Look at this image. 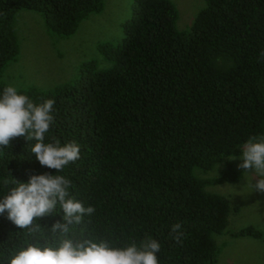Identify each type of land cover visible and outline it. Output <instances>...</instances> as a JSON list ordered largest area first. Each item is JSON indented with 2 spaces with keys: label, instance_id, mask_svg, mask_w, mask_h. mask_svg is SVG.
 <instances>
[{
  "label": "trees",
  "instance_id": "trees-1",
  "mask_svg": "<svg viewBox=\"0 0 264 264\" xmlns=\"http://www.w3.org/2000/svg\"><path fill=\"white\" fill-rule=\"evenodd\" d=\"M200 3L180 29L172 0H134L120 44H98L107 67L90 59L73 81L18 88L37 103L55 100L45 142L75 141L80 159L56 172L30 152L34 141L15 138L0 150V198L11 187L5 180L64 175L70 195L96 209L74 226L76 238L124 246L151 237L161 244L159 264H215L213 235L225 230L230 206L204 188L199 172L223 164L221 178L236 181L243 144L264 136V0ZM103 8L104 0H0V93L18 54L21 10L38 13L47 32L63 37ZM62 217L58 209L37 223L46 234ZM175 223L185 234L179 244L169 235ZM238 233L261 237L252 227ZM29 239L37 238L0 214V259Z\"/></svg>",
  "mask_w": 264,
  "mask_h": 264
},
{
  "label": "clouds",
  "instance_id": "clouds-1",
  "mask_svg": "<svg viewBox=\"0 0 264 264\" xmlns=\"http://www.w3.org/2000/svg\"><path fill=\"white\" fill-rule=\"evenodd\" d=\"M54 111V99L37 103L16 86H5L0 93V150L8 148L13 139L24 137L34 141L28 146L41 166L63 172L66 166L76 163L81 152L78 143L61 144L55 137L45 142L55 123ZM239 159L242 162L238 168L247 173L252 170L258 177L255 184L250 181V191L264 193V136L250 137L243 144ZM4 183L11 187L0 198V214L6 212L9 221L26 230L28 237L37 239L13 244L0 264H159L157 253L161 244L151 237L141 240L139 245L132 241L124 246H113L104 239L76 238L74 226L82 225L84 217L91 216L96 209L70 195L72 182L64 175L29 174L27 183L13 178ZM58 209L63 211V223H53L45 234L38 219ZM169 235L181 243L185 235L182 225L173 224Z\"/></svg>",
  "mask_w": 264,
  "mask_h": 264
},
{
  "label": "rangeland",
  "instance_id": "rangeland-1",
  "mask_svg": "<svg viewBox=\"0 0 264 264\" xmlns=\"http://www.w3.org/2000/svg\"><path fill=\"white\" fill-rule=\"evenodd\" d=\"M133 1L104 0L101 12L83 19L73 35L63 37L47 32L38 13L21 10L15 25L18 54L5 67L2 80L17 88L52 89L76 79L81 65L90 59L96 60L99 69L107 67L109 62L99 54L98 44H120ZM172 1L178 5L177 27L188 29L192 17L203 7L200 0ZM234 165L242 172L234 182L221 178L226 168L223 164H215L204 173L195 168L208 181L204 188L224 196L230 206L225 230L213 235L219 248L215 264H264V193L250 191V181L255 184L258 179L252 170L247 173ZM248 227L260 232L261 237L238 233Z\"/></svg>",
  "mask_w": 264,
  "mask_h": 264
}]
</instances>
